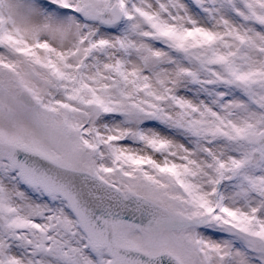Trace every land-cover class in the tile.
<instances>
[{
  "label": "snow or ice",
  "instance_id": "snow-or-ice-1",
  "mask_svg": "<svg viewBox=\"0 0 264 264\" xmlns=\"http://www.w3.org/2000/svg\"><path fill=\"white\" fill-rule=\"evenodd\" d=\"M0 264H264V0H0Z\"/></svg>",
  "mask_w": 264,
  "mask_h": 264
}]
</instances>
